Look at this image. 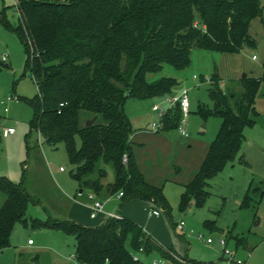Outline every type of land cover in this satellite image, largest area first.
Instances as JSON below:
<instances>
[{
    "label": "trees",
    "instance_id": "obj_1",
    "mask_svg": "<svg viewBox=\"0 0 264 264\" xmlns=\"http://www.w3.org/2000/svg\"><path fill=\"white\" fill-rule=\"evenodd\" d=\"M16 8L20 19L13 28L25 46V73L38 90L30 99L34 117L28 151L34 131L52 146L64 143L79 193L104 200L123 192L121 208L138 199L170 212L164 187L151 183L135 160V129L126 103L166 96L178 80L149 75L160 74L167 64L184 70L195 47L231 54L255 47L251 26L263 16L261 0H18ZM4 65L0 58V72ZM210 80L212 113L223 122L199 170L184 185V205L204 204L209 181L235 157L245 127L260 117L257 97L264 95V61L261 73L238 78V88L223 90L216 73ZM95 116L94 123L86 125ZM180 118V113L170 111L164 129L176 127ZM109 169L114 172L112 181ZM0 193L5 196L0 206V251L11 246L13 232L23 225L59 228L74 236L80 264H104L106 259L109 264H142L141 256L152 252L173 259L169 248L128 217H110L98 226L51 216L43 221L28 217L35 200L23 181L0 175ZM262 197L263 189L253 180L241 208H253L256 214ZM227 236L251 248L248 236H233L231 231Z\"/></svg>",
    "mask_w": 264,
    "mask_h": 264
},
{
    "label": "rangeland",
    "instance_id": "obj_2",
    "mask_svg": "<svg viewBox=\"0 0 264 264\" xmlns=\"http://www.w3.org/2000/svg\"><path fill=\"white\" fill-rule=\"evenodd\" d=\"M17 2L0 0V58L8 53V61H4L0 72V175L17 183L24 182L35 200L29 204L28 217L43 221L49 216L61 219L70 202L73 205L82 200L80 196L77 197L79 186L72 177L74 166L67 157L64 143L52 146L34 131L29 136L31 149H27V134L31 132L30 124L34 117L30 99L36 96L38 90L31 75L25 73V46L13 28L20 19ZM261 2L264 7V0ZM251 34L257 45L247 47L242 53H222L195 47L191 64L184 70L167 64L160 74L149 75L150 79L166 75L178 80L179 83L166 96L129 99L126 103V111L135 130H151L150 124L156 119L152 105L155 102L168 105L169 95L188 89L192 104L187 122L189 136H183L177 126L170 129L163 127L150 136L143 132L144 136L140 137L143 146L133 143L135 160L151 183L164 187L171 211L154 205L153 208L159 210L161 215L152 217L146 213L142 203L137 202L128 205L122 213L129 210V215L141 220L144 228L159 242L175 249L169 248L172 260L152 252L141 256L142 264H153L155 258L165 261V264H238L236 261L239 259L242 264H264L262 93L257 97L260 117L255 124L245 127L237 154L209 181V195L204 204L191 201L193 204L190 206V202L185 205L182 202L184 185L199 170L223 122L220 116L212 113L214 102L210 89L214 84L210 78L218 74L221 88L228 90L238 88L240 76L261 73L264 61V12L262 17L253 20ZM195 75L198 79L194 78ZM9 95L20 96L22 100L7 101L9 110L5 111V105L1 102ZM171 111L180 113L181 117L179 105ZM7 127H15L16 132L3 136L2 131ZM61 166L64 171L60 170ZM113 178L114 172L109 169L108 180ZM253 180L255 186L263 189L256 214L253 208H241ZM4 199L5 196L0 193V206ZM111 207L116 210L117 204ZM181 221L185 222L183 229L178 228ZM229 231L233 236H248L251 248L238 246L235 238L227 236ZM222 237L227 239V248L233 252L234 261L224 255V248L220 244ZM209 238L213 240L212 243L207 242ZM30 239L35 243L32 246L28 244ZM75 251L74 236L62 229L18 225L11 236V246L0 251V264H65L71 262Z\"/></svg>",
    "mask_w": 264,
    "mask_h": 264
},
{
    "label": "built area",
    "instance_id": "obj_3",
    "mask_svg": "<svg viewBox=\"0 0 264 264\" xmlns=\"http://www.w3.org/2000/svg\"><path fill=\"white\" fill-rule=\"evenodd\" d=\"M253 58H256V56H254ZM1 59L3 61H8V54H3L1 56ZM195 79H198V76H194ZM7 101H15V102H19V97L16 96V95H9L5 100H2V104L5 105V111H8L9 108L7 106ZM167 102H168V105H163L162 103H155L153 104L152 106V110L156 113L157 117L155 120H153L150 124L151 126V130L153 131H158L160 129L163 128L164 126V121H165V118L167 116V114L172 110V108L176 107L177 105L180 106V109H181V113L182 115L184 116H181V120H179V123L177 125L180 133L183 135V136H189V133L187 131V122H188V114L190 112V109H191V99H190V96H189V90L188 89H183L181 90L180 92L178 93H175V94H172V95H169L167 97ZM16 132V128L15 127H7V128H4L3 131H2V134L4 136H7V135H10V134H14ZM124 161L126 162L127 161V155L124 156ZM60 170H64V167L61 166L60 167ZM81 195V193L79 194ZM123 195V192H119L117 194V197L120 198L121 196ZM89 199L91 200V217H96L99 213L103 212L104 211V202L100 199H98L96 197V195L94 193H89L88 195ZM160 211L155 209L153 211V214L155 215H160ZM110 217H120L119 215L117 214H112L110 213ZM185 226V222L184 221H181L179 224H178V228L180 229H183ZM208 243H212L213 240L211 238H209L207 240ZM29 243H33V241L30 239L29 240ZM220 244L223 246L224 248V255L227 256L229 258V260L231 261H234L235 260V256L233 254V252L227 248V239L226 238H221L220 239ZM71 262L73 264H80L75 256V254H73L71 256ZM238 264H242V261L239 259L236 261ZM166 262L165 261H162V260H159L157 258H155L153 260V264H165ZM104 264H109V260L106 259V261L104 262Z\"/></svg>",
    "mask_w": 264,
    "mask_h": 264
},
{
    "label": "crops",
    "instance_id": "obj_4",
    "mask_svg": "<svg viewBox=\"0 0 264 264\" xmlns=\"http://www.w3.org/2000/svg\"><path fill=\"white\" fill-rule=\"evenodd\" d=\"M4 54H8V53H4ZM151 109H152V107H151ZM156 117H157V115H156ZM143 132L149 133L148 136L158 133V132H155L153 130H146V129L135 130L133 135H132L133 143H138V144L142 145L140 137L144 136ZM7 136H9V135H7ZM138 166H139V164H138ZM139 168H140V166H139ZM61 171H64V170H61ZM141 171L143 172V170H141ZM144 175H145V173H144ZM112 180L113 179H109V181H112ZM79 194L80 193L78 192L77 197L80 196L82 201H78L76 204H73V205H72V202H70V205L68 204L69 208L66 210L65 216L63 218H61V219H68V220H70L72 222H75V223H78V224H82V225H85V226H98V225H102V224L106 223L107 220L110 218V213H112V214H117L120 217H128L130 219H133L134 221L138 222L139 224H141V225L143 224L142 226L144 227V223L141 220L135 219L134 216L132 217L131 215H129V210L126 209L125 211L127 213L126 212H124V214L122 213V211L128 205H132L133 203H137V202L142 203L144 210L146 211V213L149 216L159 217L161 215V213H160V215L153 214V211L155 210L153 207H154L155 204L153 202H151V201H142V200L135 199V200L130 201L123 208H121V206H120L121 199L118 198L117 195H114V196H111V197H109L107 199L102 200L104 202V211L99 213L96 217L93 218V217H91V200L88 197L89 193L86 192V193H83V194L81 193V195H79ZM77 197L75 196V199ZM112 204H117V209L116 210L111 207ZM53 218H56V217H53ZM56 219H60V218L58 217ZM28 244H29V246H32L35 243L33 242V243L30 244L29 240H28ZM163 245H165V244H163ZM165 246L167 248L174 249V248L169 247L167 245H165Z\"/></svg>",
    "mask_w": 264,
    "mask_h": 264
},
{
    "label": "water",
    "instance_id": "obj_5",
    "mask_svg": "<svg viewBox=\"0 0 264 264\" xmlns=\"http://www.w3.org/2000/svg\"><path fill=\"white\" fill-rule=\"evenodd\" d=\"M246 74H244L243 76H245ZM96 116L94 117V118H92V119H89V120H87V122H86V125H91V124H93L94 123V121L96 120ZM193 204V202H190V206Z\"/></svg>",
    "mask_w": 264,
    "mask_h": 264
}]
</instances>
